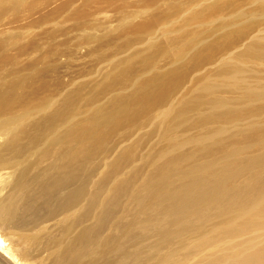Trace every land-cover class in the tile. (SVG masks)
<instances>
[{
    "label": "bare ground",
    "instance_id": "obj_1",
    "mask_svg": "<svg viewBox=\"0 0 264 264\" xmlns=\"http://www.w3.org/2000/svg\"><path fill=\"white\" fill-rule=\"evenodd\" d=\"M186 1L114 28L142 31L89 82L4 73L0 264H264V0Z\"/></svg>",
    "mask_w": 264,
    "mask_h": 264
},
{
    "label": "rangeland",
    "instance_id": "obj_2",
    "mask_svg": "<svg viewBox=\"0 0 264 264\" xmlns=\"http://www.w3.org/2000/svg\"><path fill=\"white\" fill-rule=\"evenodd\" d=\"M17 1L19 8L15 12L6 8L8 10L0 13V38L10 40L7 55L0 56V79L6 77L4 73L8 69L19 68L21 64H27L28 72H32L39 59L44 66L55 63L59 70L46 80L48 94H53L62 86H72L79 80L89 82L95 75L94 68L107 58H113L122 40L142 29L127 36L121 34L118 40H111V31L120 25L142 28L136 25L168 0ZM218 16L212 15L208 20ZM164 18L155 28L162 29L165 23L173 22L171 17ZM147 23V27L154 26L152 21ZM207 23L196 22L190 28H210ZM31 56L34 59H29Z\"/></svg>",
    "mask_w": 264,
    "mask_h": 264
}]
</instances>
